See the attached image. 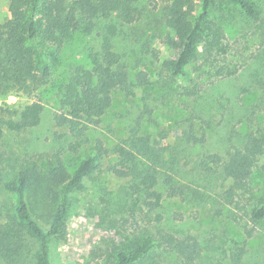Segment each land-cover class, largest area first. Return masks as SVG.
<instances>
[{"label":"rangeland","instance_id":"obj_1","mask_svg":"<svg viewBox=\"0 0 264 264\" xmlns=\"http://www.w3.org/2000/svg\"><path fill=\"white\" fill-rule=\"evenodd\" d=\"M228 2L219 0L217 6L223 3V7L217 13L224 19L229 53L213 65L198 56L188 66L189 78H172L163 68L175 56L166 43V35L172 32L165 23V3L140 0L134 22L123 24L115 16L99 18L90 34L78 33L66 43L47 84L29 95L10 92L5 102L13 108L39 102L44 110L39 126L23 132L5 130L0 142L4 180L33 168L47 178L56 158L72 173L81 160L97 153L98 145L111 150L120 144L136 122L143 135L167 145L166 160L175 153L182 161L183 194L171 197L165 192L161 206L151 209L144 202L135 204L130 178L111 170L117 166L116 156L98 155L97 169L71 195L66 238L49 243L50 264H116L119 252L148 236L156 246L137 264H232L231 255L241 246L246 250L242 264H264V221L252 223L247 216L251 204L264 198L263 172L254 170L253 198L237 210L220 198L231 182L219 179L218 173H204L199 166L208 155H224L228 147L241 144L250 132L264 136V0H255L260 12L256 18ZM9 5L10 0H0V24L9 19ZM111 25L116 27L114 50L132 74H146L147 84L136 88L132 97L114 92L108 112L87 132V143L72 152L69 130L55 122L62 111L59 87L77 67H91L90 56L100 50ZM216 71H222L218 77ZM188 90L195 94L189 96ZM46 189L52 195L58 191L49 184ZM14 205V195L0 185V264H35L36 242L27 236L20 242L11 229ZM33 209L47 229L51 199L34 203ZM169 237L176 243L170 245L165 240Z\"/></svg>","mask_w":264,"mask_h":264},{"label":"trees","instance_id":"obj_2","mask_svg":"<svg viewBox=\"0 0 264 264\" xmlns=\"http://www.w3.org/2000/svg\"><path fill=\"white\" fill-rule=\"evenodd\" d=\"M139 1L10 0L9 19L0 24V142L5 130L23 132L39 126L44 110L39 102L13 108L5 102L10 92L29 95L47 84L66 43L78 33L90 34L99 18L115 16L123 24L134 22L138 13L135 4ZM218 1L163 0L165 23L172 32L166 35V43L175 51V56L165 61L163 68L172 78H189L188 66L198 56L203 57L205 64L213 65L218 57L229 53L224 19L217 13L223 3L217 6ZM228 4L247 17L260 15L255 0H229ZM115 34L116 27L108 26L100 50L90 56L91 67H77L59 87L62 111L55 115V122L69 130L72 152L87 143V132L99 125L108 112L114 92L121 91L132 97L136 88L147 84L144 72L132 74L121 61L113 46ZM218 72L222 71H216V77ZM186 93L189 96L195 94L189 90ZM140 126V122H136L126 139L111 150L98 145L97 153L86 156L72 173L61 158H56L47 178L33 168L4 180L0 170V185L15 197V215L9 222L11 229L16 230L20 242L26 236L36 242L35 264H50V241L66 238V220L73 203L71 195L81 190L84 180L97 169L98 155L112 153L116 156L117 166L111 170L118 177L130 178L129 190L136 196L135 204L144 202L151 209H157L165 192L171 197L183 194L181 158L170 153V159L166 160L167 145L163 146L150 135H143ZM188 138L197 140L193 135ZM2 158L0 152V162ZM199 166L204 173H218L219 179L231 182L220 197L225 204L237 210L245 208L253 198L251 179L254 170L260 169L264 174V136L250 132L241 144L228 147L224 155H208ZM48 184L58 191L52 195L51 190L46 189ZM46 198L51 199V209L49 227L44 229L35 216L33 204ZM247 216L252 223L264 221V198L251 204ZM165 240L170 245L176 243L172 237ZM155 246L153 237H145L134 248L119 252L116 264H137ZM245 253V247H237L231 255L232 264H242Z\"/></svg>","mask_w":264,"mask_h":264}]
</instances>
